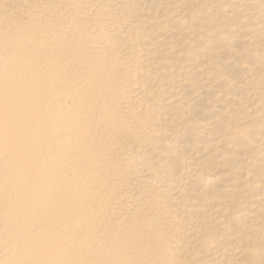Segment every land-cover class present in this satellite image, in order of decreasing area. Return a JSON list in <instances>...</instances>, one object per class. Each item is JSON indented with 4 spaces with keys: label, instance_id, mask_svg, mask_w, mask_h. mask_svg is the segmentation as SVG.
Here are the masks:
<instances>
[{
    "label": "bare ground",
    "instance_id": "6f19581e",
    "mask_svg": "<svg viewBox=\"0 0 264 264\" xmlns=\"http://www.w3.org/2000/svg\"><path fill=\"white\" fill-rule=\"evenodd\" d=\"M0 264H264V0H0Z\"/></svg>",
    "mask_w": 264,
    "mask_h": 264
}]
</instances>
